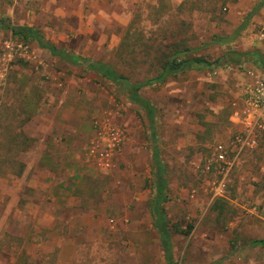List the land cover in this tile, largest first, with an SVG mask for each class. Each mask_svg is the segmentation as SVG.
Segmentation results:
<instances>
[{
	"label": "rangeland",
	"instance_id": "obj_1",
	"mask_svg": "<svg viewBox=\"0 0 264 264\" xmlns=\"http://www.w3.org/2000/svg\"><path fill=\"white\" fill-rule=\"evenodd\" d=\"M46 1L56 9L42 31L49 42L104 62L134 82L158 76L179 48L209 62L229 49L246 52L250 49L240 41L249 25L264 17V0H0V18L27 26L28 11L38 14ZM245 22L233 42L212 44L214 36L231 38ZM3 38L13 40L14 57L6 82L0 81V264H168L155 228L156 188L149 177L138 190L134 173L88 172L72 205L61 211L59 228L25 218L22 195L29 191L19 189V154L27 141L19 132L50 94L60 98L72 88L70 98L91 124L111 110L116 121L136 118L147 129L146 139L151 135L145 111L112 82L92 73L89 88L75 86L70 77L91 73L56 62L36 42L21 41L9 31L0 30ZM245 64L190 70L141 90L157 110L155 148L167 182L162 206L176 264H264L263 247L243 248L264 239V149L245 152L222 186L224 176L216 169L215 147L230 135L240 75L250 67ZM57 231L62 237L50 245ZM56 245L59 251L53 252Z\"/></svg>",
	"mask_w": 264,
	"mask_h": 264
},
{
	"label": "crops",
	"instance_id": "obj_2",
	"mask_svg": "<svg viewBox=\"0 0 264 264\" xmlns=\"http://www.w3.org/2000/svg\"><path fill=\"white\" fill-rule=\"evenodd\" d=\"M46 2L48 3H44L40 7L41 10L38 14L33 9L28 11L27 22L29 24L27 26L38 28L41 31L47 30L45 23L50 18V12L53 13L56 9L51 8L49 1ZM66 9L67 7H65ZM62 10V7H60V11ZM86 20L87 23L91 24V16L89 14ZM256 25L250 24L248 34L244 35L243 41H240L246 49L252 50L257 47L255 43L257 41L256 37L252 33ZM12 41L10 38L0 39L1 82H6V74L14 57ZM40 49L45 53V56L48 55V57L53 58L56 62L66 67L89 72L83 68L70 67L61 62L59 58L53 57L49 51ZM22 51L21 55L24 57L26 56L29 59L34 57L32 55L27 56V53H22ZM245 66H250L247 68L249 70L254 67L252 64H245ZM90 73L86 75L87 77H70L68 80L75 86L89 88L91 86V75L94 72ZM240 78L245 79L244 73L240 75ZM73 91L72 88L66 89L60 98L58 95L50 94L49 101L46 104H42L40 112L22 122L24 126L19 132V137L27 141L25 148L23 147L19 154L20 161L23 164L19 189L21 191H29L28 195H22L23 198L27 199L25 203L27 207L24 209L23 214L25 218L34 222H41L42 220L41 223L46 224L45 227H49L50 222H52L50 225H53V228H59L57 224L64 218V214L61 211L72 205L73 195L88 172H93L102 177L126 171L134 173L135 181L138 183V190H140L146 186L145 182L149 178H151L150 184H153L154 188H156V172L159 164L164 167L159 151L155 148L157 146L155 123L152 124L148 120V131L151 135L149 139L145 137L147 129L144 126L142 127L136 118L125 117L121 122L119 120L116 121L113 116L111 117L113 113L111 110L102 111L98 121L91 124L85 115L83 107L77 106L74 100L70 98L74 94ZM1 93H3V90L0 89ZM1 104L2 102H0V106ZM236 113L235 108L230 120L231 132L228 139L217 143V145L227 143L236 131V118L234 117ZM97 122L100 123L101 127H104V123L107 124V122L123 129L125 127L121 123L127 126L124 129L127 132L126 141L123 143L120 152L114 157L113 166L110 169L97 168L87 155L89 145L98 137L99 130H101V127L97 128ZM8 188L10 189V194H12V187ZM149 189L141 191L143 194H141L140 199L143 200L146 197ZM56 233V238L49 240L50 245L61 239L62 232L57 231ZM54 247L53 252L59 251L60 246L56 245ZM251 250L252 248H249L247 252Z\"/></svg>",
	"mask_w": 264,
	"mask_h": 264
},
{
	"label": "trees",
	"instance_id": "obj_3",
	"mask_svg": "<svg viewBox=\"0 0 264 264\" xmlns=\"http://www.w3.org/2000/svg\"><path fill=\"white\" fill-rule=\"evenodd\" d=\"M260 9L261 6L256 7L253 11V14H255ZM246 25L247 23L245 22V24H243L237 30L236 34L231 38L214 36L212 39V44H230L237 38L242 30L246 28ZM0 30L10 31L14 38H17L21 41L36 42L40 48L49 51L53 57L59 58L61 62L69 65L70 67L83 68L89 72L97 73L106 80L112 82L132 104L139 106L145 111L148 120L152 124L156 121L157 110L150 100L142 96L141 90L145 87L161 85L170 77L186 71L201 68H209L213 70L225 66L226 64L235 66L245 63L252 64L255 68L261 70L264 73V51L260 48L246 50V52L229 49L222 58H219L213 62H209L202 57H190V54L193 52V50H189L188 48H179L176 50L173 56L164 63L158 76L143 82H134L131 79L118 74L110 65L104 62L86 58L76 53L75 51L64 47H58L57 45L49 42L42 31L38 28L30 26H15L8 19L0 18ZM156 178L157 198L155 199L154 205L152 207V214L155 218V228L160 234L161 244L165 251L167 263L176 264L173 258L171 230L168 225L165 210L162 206L166 201L167 182L165 169L160 164L158 167V171L156 172ZM258 246L264 248V239L255 240L247 245H244L243 248H254Z\"/></svg>",
	"mask_w": 264,
	"mask_h": 264
},
{
	"label": "built area",
	"instance_id": "obj_4",
	"mask_svg": "<svg viewBox=\"0 0 264 264\" xmlns=\"http://www.w3.org/2000/svg\"><path fill=\"white\" fill-rule=\"evenodd\" d=\"M252 33L260 45L258 48L264 51V17ZM244 76L241 94L232 103L237 111L234 116L237 129L227 143L218 144L215 148L216 169L224 176L220 186L245 152L264 149V73L253 67L246 69ZM104 124L101 127L99 122L96 123L101 130L89 145L87 155L97 168L110 169L114 157L126 141L127 132L108 122Z\"/></svg>",
	"mask_w": 264,
	"mask_h": 264
}]
</instances>
